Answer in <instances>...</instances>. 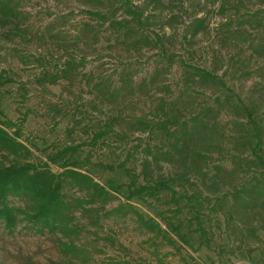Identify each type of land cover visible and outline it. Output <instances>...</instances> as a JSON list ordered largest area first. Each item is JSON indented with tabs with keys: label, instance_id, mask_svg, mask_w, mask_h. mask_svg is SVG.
Instances as JSON below:
<instances>
[{
	"label": "rangeland",
	"instance_id": "obj_1",
	"mask_svg": "<svg viewBox=\"0 0 264 264\" xmlns=\"http://www.w3.org/2000/svg\"><path fill=\"white\" fill-rule=\"evenodd\" d=\"M0 2L15 12L7 25H0V80L10 78L0 83V118L4 115L20 124L21 139L31 150L26 159L41 163L45 154L76 145L73 155L82 162V172L89 170L96 181L111 188L106 200L95 197L94 201L75 185L62 189L72 203L76 231L70 237L92 256L87 264L107 259L130 264H264L263 229L257 223L236 227L228 218L229 199L217 211L211 209L213 196L253 176L262 177L248 147L239 143L244 131L251 145L256 138L242 110L235 107L236 97L219 80L264 124V78L259 75L264 54L254 51L264 34V0H190L186 3L189 16L173 28L163 23L166 10L160 5L144 9L147 0H130L146 17L139 34L152 40V30L162 35L166 56L158 47L131 45L132 38L117 39L108 22L83 12L106 11L103 0ZM121 13L117 9L115 15ZM193 17L203 18L207 29L192 38L188 35L186 42L185 26ZM85 22L92 26L77 38ZM236 26L239 35L230 32ZM179 56L210 72L213 79L192 76ZM70 58L76 68L65 77L52 83L47 82L50 78H40L44 71L60 74ZM195 117L207 122V127L197 123L192 141L212 145L205 150L206 167L184 174V166L160 161L154 170L155 180L175 190L177 204L164 189L144 200L127 199L123 166L139 174L141 156H152L146 147L154 152L165 146L166 130L184 122L193 124ZM200 133L203 140L197 141ZM10 157L0 153L6 164ZM50 168L62 170L56 165ZM51 182L52 177L43 184ZM138 182H143L141 176ZM76 199L86 202L77 204ZM8 201L19 204L16 198ZM134 210L156 220L166 235L140 227ZM163 218L181 221L188 244L169 232ZM198 220L206 234L202 235ZM66 260L54 232L33 231L22 221L8 228L0 219V264H67Z\"/></svg>",
	"mask_w": 264,
	"mask_h": 264
},
{
	"label": "trees",
	"instance_id": "obj_2",
	"mask_svg": "<svg viewBox=\"0 0 264 264\" xmlns=\"http://www.w3.org/2000/svg\"><path fill=\"white\" fill-rule=\"evenodd\" d=\"M189 1L190 0H168L167 3L163 4L160 0H147L144 9H147L150 4L155 5L153 9H156L160 5L162 9L166 10V19H164L163 23L173 28L175 25L184 21L183 17L185 15L189 16L186 11V3ZM103 4L106 11L87 9L83 10V12L100 19L102 23L108 22V26L111 27L112 32L117 35V39L118 36L122 39L132 38L130 42L131 45L141 42L144 46L158 47L161 49V54L163 56L167 55L164 52L163 36L157 31H151L153 40L146 34H139V30L144 27L146 23V17H143V9L139 10V7L137 5H132L130 0H103ZM116 5H118L117 8H115ZM222 8L223 4L221 5V9ZM117 9L123 10V13L120 14L123 16L118 17L115 15ZM108 10L110 13H107ZM10 15L15 16L13 9L4 7V4L0 2V25H7L10 21L8 18ZM237 23V25L241 24V22ZM262 25L264 26V23ZM91 26L92 25L89 23H83L77 34V38L80 36L82 37ZM206 29L207 24L204 22L203 18H190V22L185 26V34L183 37L185 41L188 42V35L192 38L197 33L204 32ZM238 29L239 26H236L230 32L239 35L240 30ZM120 30L121 33L119 32ZM261 37L259 44L254 47V51L258 56L264 54V34ZM97 39L96 37L95 41H97ZM179 59L184 67L192 70V76L213 79L214 76L210 72L200 70L196 66L186 63L182 60L181 56H179ZM75 65L72 58L67 59L64 61L62 68H60V74L53 75L44 71L40 78H50L47 82L52 83L55 81V78L65 77L68 71L76 68ZM259 75L264 78V63L261 66ZM4 80L10 81V78ZM4 80H0V83H3ZM189 80L190 79H187V81ZM219 82L224 89L229 90L231 95L236 97L239 104L235 105V107L242 110L246 117V123L252 129L253 136L256 138L255 144L251 145L245 131V134H241L243 140L239 143L242 148L245 146L248 147L253 158L252 163H256L262 169V177L253 176L247 183L235 186L230 191H223L213 196L214 201L211 209L217 211V207L222 201L229 199L230 204L227 214L228 218L234 220L236 227L257 223L264 231V124L262 123L263 121L259 122L256 120L251 108L238 94L228 88L224 81L219 80ZM192 120L194 121L193 124L184 122L179 127H175L170 131L166 130V134L168 135L166 141L167 146H161L154 152H151L152 150L146 147V153L152 156L151 158L144 155L141 156V170L139 174L123 166V171L128 177L127 199L136 197L144 200L147 195H154L155 192L164 189L170 191L171 198L177 204L179 196H177L175 190L165 181L155 180L154 170L159 166L160 161H172L184 166L186 168L184 174L190 172L191 168H193V170H202L206 167L207 151L205 152V150L211 149L212 145H199L198 142L192 143V141L194 139V131L197 130L198 124L199 127H203L207 122L201 123V120H197L196 117ZM147 125L149 126V124ZM207 130L210 131L211 129L208 128ZM201 135L203 136V134L200 133L197 141L203 140ZM196 143H198L197 146ZM76 147V145L64 146L55 153L45 154L46 158L43 162H32L26 159V156L31 150L30 146L21 139L20 124L15 123L3 115V117L0 118V153L6 157L11 156V160L6 164L0 159V219L8 228H13L22 221L27 223V226L33 231H42L46 229L54 232V234L57 235L59 250L65 255L67 264H78V262L87 264L86 262L92 260V256H87V250L82 246L76 245L73 238L70 237V234L73 235L75 233L76 227L71 222L72 217L70 209L72 203L67 202L62 189L64 185L67 184L75 185L80 190L85 191L89 200L94 201L95 197L106 200L107 197L111 195V188L109 187V191L105 184L96 181L89 170H86L87 172H82V162L73 155ZM202 147L203 149H200ZM66 153H68V155H66ZM50 165H56L62 170L60 172H54L50 168ZM214 167H216L217 171L221 170L220 165H215ZM139 176H141L142 183L138 182ZM50 177H52V182L48 186H45L43 182ZM10 197L16 198L19 204H10L8 201ZM76 201L77 204L81 205L83 201L86 202L83 199L81 201L76 199ZM87 210L89 209L87 208ZM134 213L140 227L154 232L156 235H166L167 231L163 230L160 224L152 217H145L136 210H134ZM163 220L170 233H174L183 244H188L181 230L182 223L180 220H177V222L166 218H163ZM198 225L202 235L206 234V230L199 220ZM228 226L230 227V225ZM65 237H67V239H64ZM168 237V241L172 242V236L169 235ZM92 264L130 263L127 261L107 259Z\"/></svg>",
	"mask_w": 264,
	"mask_h": 264
}]
</instances>
